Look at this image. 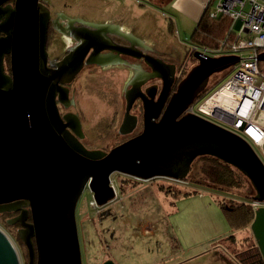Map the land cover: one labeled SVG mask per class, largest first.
<instances>
[{
	"label": "water",
	"instance_id": "95a60500",
	"mask_svg": "<svg viewBox=\"0 0 264 264\" xmlns=\"http://www.w3.org/2000/svg\"><path fill=\"white\" fill-rule=\"evenodd\" d=\"M50 6L49 0H0V213L20 211L9 223L22 226L17 235L26 247L27 264H83L78 200L87 187L103 209L116 196L114 172L141 180H185L196 158L209 155L241 172L254 190L252 200L264 202V161L254 147L241 135L185 112L206 91L211 76L237 64L239 55L194 52L197 63L167 101L176 65L145 53L135 42H115L104 26L77 25L64 14L53 18ZM50 23L76 42L59 60L49 59ZM240 26L238 20L235 30ZM105 50L142 58L150 67L125 91L119 132L135 130L137 116L131 110L137 98L143 102V129L109 150L87 148L80 140V117L72 111L62 114L58 105L70 106L66 84L84 64L106 62L101 55ZM259 59L264 61V53ZM153 78L162 81L160 87L142 88ZM250 230L264 263V205L255 209ZM0 264H20L15 245L1 228Z\"/></svg>",
	"mask_w": 264,
	"mask_h": 264
},
{
	"label": "rangeland",
	"instance_id": "374dc122",
	"mask_svg": "<svg viewBox=\"0 0 264 264\" xmlns=\"http://www.w3.org/2000/svg\"><path fill=\"white\" fill-rule=\"evenodd\" d=\"M61 38L51 34L47 47L50 58L66 48V38ZM193 57L188 54L184 59L182 67L187 71L197 63ZM88 72L82 71L75 80L73 108L82 117L86 145L110 149L121 142L120 138L113 139L112 133L123 120L125 101L120 98V86L109 80L107 72ZM221 73L223 81L229 77L228 69ZM221 73L212 75L208 89L220 82ZM211 162H193L189 181L178 183V187L163 177L138 180L114 172L111 181L119 193L105 210L91 206L92 193L86 187L76 207L83 264L108 260L114 264H244L246 248L256 244L253 233L249 226L232 229L222 207L247 203L255 193L248 179L231 166L235 186L214 188L207 178L205 183L203 171ZM4 221L0 220V228L15 245L20 264H27L26 247L15 228Z\"/></svg>",
	"mask_w": 264,
	"mask_h": 264
},
{
	"label": "crops",
	"instance_id": "0c3cea01",
	"mask_svg": "<svg viewBox=\"0 0 264 264\" xmlns=\"http://www.w3.org/2000/svg\"><path fill=\"white\" fill-rule=\"evenodd\" d=\"M49 1H51L50 8L53 12L66 14V16L77 18V20L80 21L83 20L82 22L84 23L97 22L98 25L108 29V36L113 35V37L120 40L135 42L139 49L161 58L167 63L184 60L194 47H208L214 51L213 56L222 55V53L218 52L221 42L226 38L230 39L234 37L229 31L231 24L230 19V24L224 31L223 37L221 36L218 41L215 40L214 45L210 46L207 43L193 40V36L198 28V23L204 12H207L208 15L212 17L211 12L220 0ZM199 36H204L206 38L208 35L202 34ZM202 39L204 40V38H200L199 40L201 41ZM101 65L123 66L117 68L118 73L116 72L114 74V80L121 88L120 97L123 95V80L125 78H127L128 81L137 79V69L131 67V62L121 60L119 62L112 61ZM137 81L139 80H136V82ZM122 113L124 112L122 111ZM130 181H134L133 178H130ZM178 186L180 185L177 184L173 187ZM114 187L117 196V193H119L118 186L115 184ZM104 213L102 212V215H104ZM99 221H101L100 217ZM228 237L233 238L234 235Z\"/></svg>",
	"mask_w": 264,
	"mask_h": 264
},
{
	"label": "built area",
	"instance_id": "2783aa9c",
	"mask_svg": "<svg viewBox=\"0 0 264 264\" xmlns=\"http://www.w3.org/2000/svg\"><path fill=\"white\" fill-rule=\"evenodd\" d=\"M219 14L230 17L229 31L234 37L224 39L218 52L239 55L240 61L229 69L226 80L223 81V76L216 86L206 90L185 112L203 116L241 135L264 161V61L259 59V55L264 53V0H220L211 16L217 17ZM238 20L241 26L235 30ZM196 51L211 56L214 52L208 47H194L190 55ZM163 178L171 183L187 182ZM90 204L100 211L93 198ZM251 205L257 209L264 202L252 200Z\"/></svg>",
	"mask_w": 264,
	"mask_h": 264
},
{
	"label": "flooded vegetation",
	"instance_id": "af4514ba",
	"mask_svg": "<svg viewBox=\"0 0 264 264\" xmlns=\"http://www.w3.org/2000/svg\"><path fill=\"white\" fill-rule=\"evenodd\" d=\"M57 15H63V14H61L59 12H53V18H55ZM64 15H66V14H64ZM72 19H76L77 20V18H72ZM77 21H79V22H77L76 24L77 25H81L82 23H80V22H82L83 20L82 21L77 20ZM91 24H98V23L97 22H94V23L91 22ZM52 33H55L58 36L59 39H62L61 37H63V39L66 38V36H64L63 34H61L59 32L57 33L56 30H55V27H54L53 23H50V27H49V38H50V36H51ZM110 37L115 42L120 43V44H123V45H129L131 43L130 40H120V39H118L116 37H113V35H111ZM49 38H48V43H49ZM75 44H76V42L74 40H71L69 38H66L65 39V47L66 48L62 50L61 54H55V56H51V58L49 57V59L50 60H59ZM145 53H147V52H145ZM101 55H104L105 56V59L104 60H107L106 62H103V63L112 62V61L113 62H119L121 60L122 61H126V62H131V67L134 68V69H137L136 70V74L138 76H137V79L136 80H139V76H141L142 73L147 72V71H150V67L144 62V60L142 58L141 59H138L136 57H133V56H130V55H126V54L116 55L115 53H110L107 50L103 51ZM110 55H111V57H110ZM98 60L99 59H97V61ZM100 62H102V60ZM100 62H99V64H95V63L88 64V65L87 64H84L83 68L81 69V71L79 73H81L82 71L84 72V70H88L89 71L88 73H90V72H97V73L107 72V76L109 77V80L112 81V82H115V80H114V74L116 72L118 73V69L117 68H121L123 66H120V65H118V66H104V65H101L103 63L100 64ZM168 63H171V64L176 65V81L174 82V84L172 86V89L170 91V94L168 96L167 101L169 100L171 94L176 90V86H177L179 80H181L187 74V72H188L185 68L182 67V65L184 63V60H182V61L180 60V61L168 62ZM134 65H135V67H134ZM79 73H78V75H79ZM92 74H94V73H91L90 75H92ZM216 74H218V73H216ZM77 76H76V78L71 83L66 84V86L69 88V98L72 100V103L70 104V106L68 108H65L62 104H58V105H59L60 112L62 114L66 113V112H69V111H72V112L76 113L80 117L81 122H82V127H83V121H82L81 115L77 111H75L74 108H73L74 104H76V101L74 100V98H73L72 95L74 93V83H75V80L77 79ZM136 80L133 79L131 81H128L127 78H125L123 80V84H124V86H123V95L120 98H122V100L125 101V104H126L125 91L128 90V89H130L132 87V84L134 82H136ZM152 84H158V86L160 87L161 84H162V81L159 78L149 79L148 80V83L146 85H143L142 88H144V86L152 85ZM207 89H208V87H207ZM167 101H166V103H167ZM131 112H132V114H134V115L137 116V125H136L135 130L133 132H131V134L123 135V134H121L119 132V128H120V125H121L120 124L117 128L115 127L113 129V133H112L113 139L114 138H120V140L122 142V141L128 139L129 137H131L133 135H136L137 133H139L143 129V112H144V110H143V102H142V100L140 98H137V100H135ZM123 116H124V114H123ZM83 131H84V127H83ZM80 140H81V142L87 148H90V147H88L86 145V142H85L86 141V134H85V132H84V137L82 139H80ZM105 150H109V149H105ZM22 206H23V204L20 203V208ZM106 213H104V215ZM19 214H20V211H6V212H1L0 213V220L4 218V220H5L4 222L8 223L9 224V227L15 228V230L17 232L18 229H20L22 227L21 224H20V222L9 223V220H12L13 218H15L16 216H18ZM104 215H103V217H104ZM27 221L28 222H31L32 221L30 208H28ZM246 250H248V251L242 257V262L244 264H264L263 261H262V257L260 255V252H259L258 247H257L256 244L253 243V245L247 247Z\"/></svg>",
	"mask_w": 264,
	"mask_h": 264
},
{
	"label": "trees",
	"instance_id": "16d2710c",
	"mask_svg": "<svg viewBox=\"0 0 264 264\" xmlns=\"http://www.w3.org/2000/svg\"><path fill=\"white\" fill-rule=\"evenodd\" d=\"M229 24H230V17L225 14H219L217 17L212 18L208 15L207 12H204L201 20L198 23V28L193 36V40H197L201 43L202 42L207 43L208 45L212 46L215 44V40L218 41L221 36L223 37L224 31L229 26ZM202 34H207L208 36L206 38L204 36H199ZM200 38H204V40L202 39L200 41L199 40ZM6 67L9 70V67H10L9 56H6ZM221 75L224 76L223 73H221ZM198 159L214 161V162H211V164L208 165L207 168L203 171V181L205 180V178H207L208 180H210L209 184H213L211 185L212 187L218 188V189L220 188L226 189L225 187L230 188L237 184L235 177H234L233 168H231L233 166H231L230 164L225 163L209 155H203V156L197 157L194 163ZM239 173L242 174L241 172ZM188 179L189 178L187 177L185 180L189 181ZM204 182L206 183V181ZM250 198L252 200V196ZM250 198H249V201H250ZM249 201L247 203L241 201L238 204L229 205L226 203L223 205L222 208L227 214L232 228H235V229L245 228L249 226V224L253 220L254 209L252 208L251 203H249ZM4 224L9 225L6 222Z\"/></svg>",
	"mask_w": 264,
	"mask_h": 264
}]
</instances>
